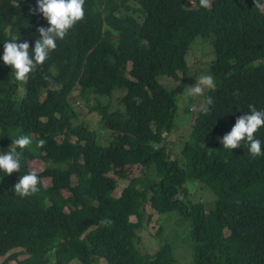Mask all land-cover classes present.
<instances>
[{
    "label": "trees",
    "instance_id": "trees-1",
    "mask_svg": "<svg viewBox=\"0 0 264 264\" xmlns=\"http://www.w3.org/2000/svg\"><path fill=\"white\" fill-rule=\"evenodd\" d=\"M194 3L85 0L84 19L23 83L2 59L4 42L27 40L34 48L37 28L50 25L30 11L37 0H0V153L16 147L13 129L36 135L35 143L16 148L21 167L8 175L10 185L0 182V264H94L98 250L106 264H174L169 242L151 254L136 247L148 202L158 213L179 210L191 220L193 264H264V155L251 156L247 142L232 150L220 143L249 105L264 109V0L259 8L255 0ZM200 35L212 40L214 87L193 122L192 142L175 151L165 140L174 129L176 94L158 78L186 72L187 53ZM119 88L125 89L121 106L99 101ZM74 91L86 104L99 102L93 108L118 145L101 143L96 130L75 122ZM255 137L264 152V126ZM29 149L50 167L37 174L39 191L21 198L13 186L31 172L24 162ZM128 164L142 165V188L128 184L114 198L110 172ZM188 184L211 189L214 206ZM64 189L71 192L64 199L68 212L51 203Z\"/></svg>",
    "mask_w": 264,
    "mask_h": 264
},
{
    "label": "rangeland",
    "instance_id": "rangeland-1",
    "mask_svg": "<svg viewBox=\"0 0 264 264\" xmlns=\"http://www.w3.org/2000/svg\"><path fill=\"white\" fill-rule=\"evenodd\" d=\"M193 4L194 0H191ZM215 57L213 51L212 40L205 35L198 36L187 53V69L186 72L179 71L176 73L177 78L160 76L158 79L161 83L171 88L176 94V111L174 116V129L167 134L165 142L169 144L175 151H179L184 143L189 139L192 142V128L199 110L205 102V92L209 88H205L203 94L191 96L189 87L196 83L201 75H211V61ZM71 59H76V54L71 56ZM55 74L53 69L44 74L46 80L51 79ZM125 93V89H116L110 97L100 98V102L106 104L113 102L111 108L121 106V97ZM71 102L75 110L79 113L76 123H84L89 125L91 129L96 130L101 143L107 145H118V137L102 122L99 112L93 107L99 102L92 99L89 104L84 102V99L74 91L71 95ZM22 135L21 131L13 129L11 132L12 140H15ZM32 143L36 142V135L29 134ZM30 150V149H29ZM26 168L30 171H36L37 174H42L50 167V162L43 157L27 151L24 159ZM143 167L140 164H128L123 168L113 169L110 175L115 179V186L110 195L118 198L122 194V190L128 185L141 189L138 176L142 173ZM73 182H76V177H72ZM0 182L10 185L8 175L0 171ZM45 185H51L50 178H43ZM190 191L195 197H200L205 201L207 207H213L215 202V194L211 189H202L196 184H188ZM71 192L64 189L60 196H55L51 203H55L59 210L69 211L70 205L64 200ZM145 217L143 226L138 229L136 238V247L144 254L153 253L159 249L164 243H171L174 249V264H193L194 257V241L191 237L192 222L190 219L183 217L180 211L169 214H161L154 210L150 203L145 204ZM132 221H136L135 215L131 216ZM23 254L21 257H25ZM48 254L44 255V259L48 258ZM5 258L0 257V262ZM12 263H16L12 261ZM69 264H81L78 260H73ZM94 264H106V260L102 251L98 250L95 256Z\"/></svg>",
    "mask_w": 264,
    "mask_h": 264
},
{
    "label": "clouds",
    "instance_id": "clouds-1",
    "mask_svg": "<svg viewBox=\"0 0 264 264\" xmlns=\"http://www.w3.org/2000/svg\"><path fill=\"white\" fill-rule=\"evenodd\" d=\"M85 0H37V6L30 11L40 12L47 19L49 27H38L39 38L35 40L34 48H30L27 40L17 43L16 40L4 42L3 61L14 70L15 80L27 83L29 74L38 66L43 65L49 58L51 51L57 48V41L63 40L74 25L83 20ZM200 6L210 7V0H199ZM255 6L261 7L259 0H255ZM47 79V77H45ZM214 87V78L211 75H201L196 83L189 87L191 96L203 94L205 88ZM211 97L207 98V104H212ZM249 113L237 118L231 131L226 133L220 143L225 149H235L241 142H247L251 156L264 155L262 142L255 137V133L264 126V109L257 110L254 105H249ZM207 111V108L204 109ZM12 144L16 147L8 152L0 153V171L11 175L14 171L19 172L21 164V152L31 144V138L21 135ZM45 141L40 139L38 146L43 147ZM40 180L36 171H31L20 176L19 181L13 186V192L21 198L29 197L39 191ZM102 225H110V220H102Z\"/></svg>",
    "mask_w": 264,
    "mask_h": 264
}]
</instances>
